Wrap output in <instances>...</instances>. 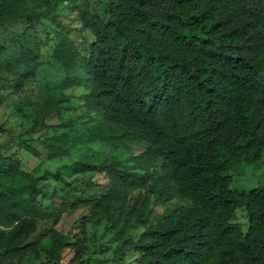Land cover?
<instances>
[{
  "label": "trees",
  "instance_id": "16d2710c",
  "mask_svg": "<svg viewBox=\"0 0 264 264\" xmlns=\"http://www.w3.org/2000/svg\"><path fill=\"white\" fill-rule=\"evenodd\" d=\"M39 15L28 0H0V27ZM81 19L88 46L60 34L52 56L67 74L65 86L87 84V105L101 123L76 137L62 131L35 140L47 158L68 156L90 141L114 147L144 142L146 148L133 168L116 158L64 164L84 175L85 195L72 200L65 192L58 208L40 200L52 195L39 183L47 174L35 175L9 158L0 166V264H21L41 248L46 264H103L84 257L82 239L72 241L55 227L63 212L80 204L109 222L118 264L129 256L131 264H264V185L240 191L230 174L264 155V0H108L104 14L83 8ZM5 50L0 42V56ZM16 63L23 67L13 74L19 90L42 60L37 50L21 46ZM10 67L0 58V74ZM23 106L16 108L33 117L32 128L63 108L51 95L33 113ZM5 128L1 122L0 135ZM18 144L42 155L28 139ZM153 163L158 172L147 171ZM95 172L108 180L88 191L94 184L85 175ZM47 173L64 179L61 169ZM151 196L157 204L175 197L189 203L147 223ZM240 206L248 214L246 231L233 221ZM45 219L54 223L44 233L49 247L30 239ZM138 225L144 228L134 236ZM66 248L74 254L64 262Z\"/></svg>",
  "mask_w": 264,
  "mask_h": 264
},
{
  "label": "rangeland",
  "instance_id": "374dc122",
  "mask_svg": "<svg viewBox=\"0 0 264 264\" xmlns=\"http://www.w3.org/2000/svg\"><path fill=\"white\" fill-rule=\"evenodd\" d=\"M108 0H28L29 6L39 17L31 22L27 19L12 21L0 27V42L5 44L6 50L0 58L4 62H10L9 73L0 74V123L5 122V131L0 135L2 146L0 147V166L7 165L9 158L19 162V166L30 170L35 175L47 174L41 180L40 185L52 195L41 196V203L48 208H58L62 203L63 194L70 192L68 198L75 199L84 196L81 179L84 175L73 174L64 164L74 160H89L100 162L105 158H116L128 167H134L140 160L139 155L145 150L144 142H129L125 147H114L100 141L80 143L72 148L68 156L47 158L46 148L41 142L35 140L44 134L69 132L71 137L79 136L89 127L101 123L100 115L87 105L85 93L87 84H74L65 86L66 72L61 63L53 58L52 51L56 43L60 41V34L70 36L81 48L88 46L83 34L87 33L82 25V9L105 13ZM50 10V11H46ZM21 46L32 48L40 53L41 66L35 75L29 77L22 89L14 88V75L23 70L16 63V57L21 53ZM54 96L63 107L60 113H54L46 118V125L32 128L33 117L20 113L16 105L24 103L26 113H33L34 108L40 107L47 96ZM25 138L35 143L42 155L36 157L21 148L18 140ZM61 169L64 179L58 180L52 174L47 173ZM149 172H158V163L146 168ZM232 175L231 186L240 191H248L257 185H264V155L254 163L241 162L230 170ZM85 178H92L93 187L87 188L93 191L99 185L105 183L108 178L104 172L87 173ZM82 194V195H81ZM189 200L175 197L165 203H155L151 196L149 209L151 212L147 223L158 221L170 210L184 204ZM243 231L248 228V214L243 206L235 211L233 220ZM54 226L53 220H40L37 231L30 238L32 241L41 239L42 245L49 247L50 237L45 235L48 227ZM60 231L71 236L72 241L82 239L85 246L84 257H91V263L95 258L103 259V264H118L114 260V250L117 239L112 234L107 219L101 215H94L88 204H80L70 207L63 212L61 219L55 225ZM144 228L138 225L132 231L134 236ZM73 248H66L63 253V261L72 258ZM46 254L43 248L39 255L28 252L22 258L21 264H46ZM125 264L134 262V257H127Z\"/></svg>",
  "mask_w": 264,
  "mask_h": 264
}]
</instances>
